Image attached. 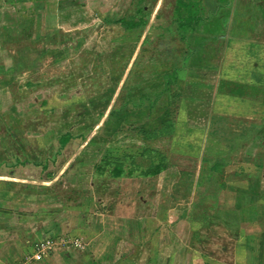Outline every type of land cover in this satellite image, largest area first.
Instances as JSON below:
<instances>
[{
    "label": "rangeland",
    "instance_id": "374dc122",
    "mask_svg": "<svg viewBox=\"0 0 264 264\" xmlns=\"http://www.w3.org/2000/svg\"><path fill=\"white\" fill-rule=\"evenodd\" d=\"M176 1H132L131 8L125 9V14L120 12V16L126 21L146 18L147 25L137 30H124L117 24L119 14H110L109 7H99V0H84L83 8L66 4L68 10L62 8L66 13L60 20L59 35H47L44 41L17 39L14 45L30 51L21 55L24 63L19 62L16 68L10 67L0 74V193L5 189L14 191L0 195V222L13 215L11 209L5 211L3 207L10 208L17 202L21 207L24 197L28 205L44 207L41 209L44 212L49 208L45 201H53L49 197L58 200L60 192L66 194L71 190L80 202L91 196L93 204L86 203V212L92 216L85 218L88 230L93 231V220L106 221L103 215L110 211L112 203L125 208L136 196L139 202L132 207L151 206L167 213L184 210L191 230H198L205 223L213 228L215 231L207 232L208 237L217 233L219 239L208 244L210 252L230 254L232 237L238 235L246 242L250 233L244 227L264 223V215H243L245 209L264 213V175L254 158L263 153L260 146L264 140V106L255 104L256 100L250 102L255 95L252 91L246 92L248 99L242 100L244 104L236 101V96L212 100L210 86L197 89L190 80L189 93L194 89L203 97L197 102V95L181 99L180 84H169L174 73L176 80L182 75L178 73L180 66L190 57L207 65H215L218 58H223L225 64L238 66V72L244 71L242 75L247 77L250 67L260 64L264 67V50L263 61L258 63L260 50L252 48L254 42L264 38V0H180L196 3L191 10L178 8ZM188 12H197L202 19L178 32V20ZM25 25L23 22L16 28L25 32ZM1 36L0 46L5 47L9 41L1 42ZM190 48L200 49L203 57L194 56L196 51ZM186 50L189 56L183 61ZM2 65L0 57V69ZM111 111L114 115L109 116ZM211 111L212 114L218 111L221 120L216 124L212 121L209 126ZM222 111L235 115L232 118L238 122L223 119L231 116L220 114ZM216 125L220 129L228 127L224 135H219L221 130ZM241 131L246 134L239 135ZM67 133L77 140L69 139L61 147L59 139ZM80 136L86 141L79 144ZM239 138L243 144H234ZM142 147L166 157L170 165L166 172L143 178L139 174L141 169H134L131 176L127 174L130 166L125 162V176L115 179L110 176L112 163L106 166L101 163L103 157L125 161L128 154L143 169L151 161L156 163L155 154L141 161ZM217 159L223 160L220 161L223 165L219 172L211 173L209 167L215 160L219 162ZM96 165L103 166L105 171L97 174ZM63 172L61 180L55 181ZM35 175L51 179L49 190L28 179L25 185L31 191L26 192L27 187L20 183L23 180L16 179ZM55 176L58 177L53 180ZM14 180L19 182L14 184L17 186L7 185L10 184L7 181ZM83 187L89 189L87 197L80 196L78 189ZM46 213L49 215V211ZM252 218L258 221L250 222ZM9 221L10 227L17 223L13 217ZM57 235L50 238L59 244L55 250L60 248L68 254L71 251L80 261L78 254L92 241L88 232V238L79 237L81 249L75 246L68 249L60 244L61 239L63 235H72ZM104 240V250L109 254L112 237L106 236ZM173 241L174 249H180L182 244L177 238ZM92 260L91 264L95 263ZM229 260L230 257L226 264H234V260Z\"/></svg>",
    "mask_w": 264,
    "mask_h": 264
},
{
    "label": "crops",
    "instance_id": "0c3cea01",
    "mask_svg": "<svg viewBox=\"0 0 264 264\" xmlns=\"http://www.w3.org/2000/svg\"><path fill=\"white\" fill-rule=\"evenodd\" d=\"M132 1L135 0H99V7H101V5L107 7V9L109 7L107 11L110 12V14L115 12L114 14L118 13L120 16V12L123 11L122 13L125 14V9L131 8ZM66 4L83 8L84 0H0V35H3L1 36V42L9 41L5 47L0 46V57L2 58L3 64L1 69H3V71L8 70L10 67L16 68L18 64L24 63L22 61L24 58L21 55L29 54L30 50L27 49V47L14 45L17 44L21 38L24 37L29 41H44L48 39L47 35L60 34V20L64 18V14L66 13L65 10H68L64 7ZM3 12L12 15L11 19H8L9 14L5 16ZM12 17L14 18L12 19ZM123 17L124 16H120L121 19H123ZM23 22H26L25 26L27 28H25V32H22V30L19 31L18 27L16 28L18 24H22ZM5 35H8V37ZM229 36L236 37V35ZM254 43L252 48L260 50V53L257 52L256 54L259 53L258 63H261L263 61L261 53H263L264 50V38H259V40ZM24 49L28 51L24 52ZM190 50L196 51L194 56L198 55L201 56L200 58L203 57L200 53V49L190 48ZM15 56L17 57L15 58ZM187 56H189L188 50H186L183 61ZM18 57H20L21 60ZM192 58L193 57H190L189 60L185 59V64H182L178 71L179 76L182 74L176 81V85L180 84L178 88L182 97L181 99L186 98L187 100V97L191 98L197 95V102H199L203 98L198 92H195L194 89L191 93L187 90L190 82L192 83L190 80H193L197 89L200 87V89H202V87L209 88L210 86L212 100H215V98L216 100L219 98L222 99V97L231 99L233 96H236L238 97L236 101H246L248 99L246 98V96H248L246 92L252 91L255 93L256 97L255 95L251 97L252 101L250 102L256 100L255 104H258V106L261 105L262 107L264 106L262 96L264 94V67L261 64L250 67L247 77L246 74L242 75L244 71L238 72V66L235 67L234 64L232 66L225 64L223 58H218V62L215 65H207L205 62H199L197 59ZM193 73L197 75V77L192 75ZM244 103L245 102L242 101V104ZM232 105L233 104L227 108V111H232ZM227 111L219 113L230 115L231 117L225 116L223 119H228L229 122L234 120L233 124L237 123L238 120L235 121V119L232 118V116L235 117V115H231ZM215 112L218 113V111ZM217 113L212 114L211 111V116L209 118L210 124L208 123L209 126L212 121L216 124L218 120H221V118H218L220 115ZM239 120L242 121L241 119ZM216 126L218 130H221V134H219L221 136L228 129L226 126H223L221 129L220 126ZM245 134L246 131H241L239 135L242 136ZM235 140L239 141L237 144H243L242 139L239 138ZM234 144H236V142H234ZM263 144L264 140L260 146L262 152ZM228 150H231V148ZM228 153H230V151H228ZM258 156L259 155H256L254 158ZM258 164L260 165L259 162ZM263 168L264 163L261 165L262 175H264ZM63 174L64 172L61 173V175L58 174L59 177L55 176L53 180L57 177L58 179L55 181L61 180L60 176ZM8 177L11 178L12 176ZM30 177L32 178L16 177V179L24 181H20V183H23L21 185L22 187H27L25 184H28L27 181L29 179L33 182H40L42 187L44 186L46 190H49L47 188L49 187L51 179L46 178L45 180V178L38 175ZM7 183H10L7 184L8 186H13L15 183L19 182L14 180L7 181ZM63 184L69 187L73 186L70 183L66 184L64 182ZM77 188H79V186ZM78 190H80L81 197H87V195H89V189L87 187ZM30 191V187H27L26 192ZM1 193L8 195L14 193V191L11 190L9 192L5 189V191ZM59 195L61 196L58 200L57 198L55 199L54 196H51L49 198H53L52 202L45 201V204H47L49 208H45L44 212H41V209L44 207H39L37 205L32 207L28 205L26 197H24L22 203H20L21 207H19V202L9 205L10 208L3 207L5 211L11 209L13 215H9L8 217L5 216L3 220L8 218L7 221L0 222V264H17L25 255L29 254L32 247L42 239L56 237L58 236L57 234L61 233H68L75 237L82 236V238H84L88 232L91 233L90 236H92V241L87 243L86 250L78 254L81 256V261L79 257L71 251L68 254V252H62L64 250L58 248L40 264H91L93 258L94 260L104 262V264H226L228 257H230V260H234V264H264V223L262 222L255 224L250 223L244 227L245 231H249L250 233V235L246 236L249 238V240L245 239L246 242H242L244 238H240L238 235L232 237L233 249L230 248V254H227L225 251L210 252L208 244L215 239H219L215 236L217 233L213 238L208 237L207 232L211 233L215 230L208 227L206 223L204 226L199 227L198 230H191L185 219L186 215L184 210H170L168 213L167 210H165L164 213L159 209H152L153 207L151 206V209L145 205L132 207L131 205L134 202H139V199L135 196L126 204L127 206L125 208L117 207L115 203H112L110 211H107V214L103 215L106 221L102 220L101 222L99 219L93 220V231H91L87 229L88 222L85 219L86 217H92L87 213L88 208L86 206V203L89 204V202L93 204L90 198L91 196L88 197V199H84L85 202H80L82 200L78 201L77 194H71V190H68L66 194L60 192ZM72 195H74V197ZM16 205L18 207H16ZM46 210L49 211V215L46 213ZM50 212H52V214H50ZM162 213L164 214L162 215ZM246 213L252 217L264 215V213L258 210H254L252 213V211L245 209L243 215L246 216ZM47 215L49 217H47ZM55 215L56 217H54ZM234 215L238 216L239 214L235 213ZM57 216H60V218L57 219ZM11 217H13L17 223L15 226L13 225L10 227L9 218ZM110 219L113 223L110 222ZM253 220L258 221L252 218L250 222ZM111 224H115V227L111 226ZM99 225L101 227H99ZM95 228L98 230H94ZM238 230H241V225L238 227ZM94 231L99 232L95 233ZM217 232L219 233V231ZM100 233L103 234L99 235ZM147 233L148 235L146 236ZM106 236L112 237V248L111 251L108 252L109 254L104 250V243H106L104 238ZM174 237L177 238V242L182 244L180 249H174ZM92 246L96 247L93 249ZM88 256H93V258L89 259ZM94 260H92V262L95 263L92 264H98L96 263L97 261Z\"/></svg>",
    "mask_w": 264,
    "mask_h": 264
},
{
    "label": "trees",
    "instance_id": "16d2710c",
    "mask_svg": "<svg viewBox=\"0 0 264 264\" xmlns=\"http://www.w3.org/2000/svg\"><path fill=\"white\" fill-rule=\"evenodd\" d=\"M194 2H190V3H183L181 2L180 0H177L176 1V5L178 8H182V9H186V10H191V8L195 9L194 7L197 6L196 3ZM197 12L193 13V12H188L186 14L185 17H180L179 20H178V28L177 30H182V29H186V28H190L193 24H196L198 23L202 17L201 16H198L196 14ZM148 21L146 18H143V17H140L138 19H132V20H129V21H126L124 19H119L117 21V24L120 25L124 30H137L139 28H143L147 25ZM178 30V32H180ZM180 38H182L184 40V37L182 35H179ZM147 38V37H146ZM0 73H3V69H0ZM175 73H174V77L173 79H171L169 82V84L171 85H176V78H175ZM114 115V111H111L109 113V116H112ZM99 118L101 119L102 118V115H99ZM170 125L168 124V127ZM69 139H72L73 141L74 140H77V137H75V135H70L69 133H67L66 135L62 136L60 139H59V143H60V146L63 147L65 146L69 141ZM80 140V142H79ZM79 144L80 143H83L86 141V139L83 137V136H80L79 137ZM239 141L236 140V144L238 143ZM263 153H259L258 157H257V160L258 162L260 163V165L258 164V168L260 169L261 165L264 163V144H263ZM141 155L143 157H141V161L143 158L149 156V155H152V154H155V156H157V162L154 163V161H151L148 163V166L146 168L143 169V167H140V164H137V161L136 163L133 162V157L132 155L128 154L125 156V161H117V160H111V159H108L106 157H103L102 158V161L101 163L102 164H105V166L108 164V163H112V168L110 170V176L112 178H115V179H120V178H123L125 175H124V164L125 162L128 163V166H130V169H128L126 172L127 174L133 176V170L134 169H141L139 171V174L141 175V177L143 178H150V177H155V176H158L160 175L162 172H164L165 170H167L170 165H169V162L166 160V157L163 156V155H159L155 150L151 149V148H147V147H142L141 148ZM219 160L218 161H214V163L211 164V166L209 167V171L211 173H217V171L219 172L220 170V167H222L223 163L220 162V161H223V160H220V159H217ZM96 171H97V174H101L103 173L105 170H103V166H98L96 165ZM42 169L44 170L45 169V165H42Z\"/></svg>",
    "mask_w": 264,
    "mask_h": 264
},
{
    "label": "built area",
    "instance_id": "2783aa9c",
    "mask_svg": "<svg viewBox=\"0 0 264 264\" xmlns=\"http://www.w3.org/2000/svg\"><path fill=\"white\" fill-rule=\"evenodd\" d=\"M64 244L68 249H72L73 246L80 247L82 240L79 237H73L69 235H63L60 244ZM52 239H44L36 243L31 252L23 257L17 264H38L44 261L48 256L55 251V246H58ZM82 247H80L81 249Z\"/></svg>",
    "mask_w": 264,
    "mask_h": 264
}]
</instances>
